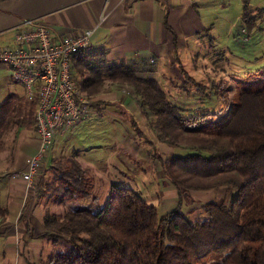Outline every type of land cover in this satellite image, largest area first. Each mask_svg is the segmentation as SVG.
Returning a JSON list of instances; mask_svg holds the SVG:
<instances>
[{
	"label": "trees",
	"instance_id": "obj_1",
	"mask_svg": "<svg viewBox=\"0 0 264 264\" xmlns=\"http://www.w3.org/2000/svg\"><path fill=\"white\" fill-rule=\"evenodd\" d=\"M243 11L252 31L248 5ZM97 55L82 50L72 60L90 112L103 109L94 96L105 81L129 84L156 116L162 141L183 149L162 159L169 182L179 193L225 187L227 197L204 204L207 219L191 222L180 208L159 215L133 188L111 183L106 205L95 208L94 178L75 156H59L36 185L37 199L65 205L43 214L38 237L55 248L37 264H264V70L241 81L229 114L215 121L214 111L184 114L188 109L170 100L157 79ZM37 104L36 96L17 94L0 103V144L10 128L36 129ZM7 215L0 203V219Z\"/></svg>",
	"mask_w": 264,
	"mask_h": 264
},
{
	"label": "rangeland",
	"instance_id": "obj_2",
	"mask_svg": "<svg viewBox=\"0 0 264 264\" xmlns=\"http://www.w3.org/2000/svg\"><path fill=\"white\" fill-rule=\"evenodd\" d=\"M245 4L248 5L253 19L248 24L254 27L252 31L245 28ZM203 10V15L207 16L208 21L211 19L214 26L208 24V29L201 35L188 40L186 48H182L179 53L174 51L173 61H166L164 76L157 80L170 100L188 109L184 114L214 111L217 113L213 118L219 121L229 114L236 94L243 89L241 81H248L249 74L264 70V0H213V3L204 6ZM158 64V61H154L150 65ZM180 68L191 79H187L180 72ZM2 77L0 75L1 79ZM195 83H199L200 90L203 91H200ZM1 87L7 88L4 81L0 83V95L4 92ZM10 89L14 88L11 86ZM102 90L116 94L106 99L99 97L98 101L103 107L101 111L104 112L98 115L99 112L96 111L100 110L93 108L95 110L89 112L79 124L76 123L78 125L74 124L54 133L51 146L36 176V185L40 180L48 178L49 173L45 168L50 160L62 155H72L80 160L86 174L94 178L92 196L95 198V208L106 205L109 186L111 183H117L133 188L148 204L156 207L159 215L180 208L191 222L206 220L208 213L204 204L226 198L225 187L182 190L179 193L163 175L162 159L169 152L183 149H174L162 141L156 116L141 103L137 95H134L136 93L129 84L107 80ZM4 95L8 94H3L0 99ZM94 99H97L96 96ZM111 114L114 116L111 117ZM116 120L120 122H115ZM116 128L120 129L124 144L115 140L118 131ZM19 129L13 127L7 130L0 144L2 205L8 203L9 192L14 188L15 178L11 176L10 170L15 167ZM33 130L35 128L24 129L23 132L31 134ZM140 131L142 135L139 134ZM34 198L35 196L33 200H28L27 207L31 206L32 201L35 202L37 198ZM86 201L91 202V198ZM36 202V215L40 220L46 211L58 213L65 208V205L54 204L45 198L37 199ZM19 227L25 229L23 224ZM36 238L34 241L40 243L41 254L27 243L24 256H20L16 248L12 247L16 236L0 234V264H23L25 259L37 264L40 258L45 259L55 246L48 240ZM19 243L25 246L26 240L21 239Z\"/></svg>",
	"mask_w": 264,
	"mask_h": 264
},
{
	"label": "crops",
	"instance_id": "obj_3",
	"mask_svg": "<svg viewBox=\"0 0 264 264\" xmlns=\"http://www.w3.org/2000/svg\"><path fill=\"white\" fill-rule=\"evenodd\" d=\"M212 3L213 0H0V48L14 45L15 31L26 20L47 25L54 36L92 29L90 44L85 51L94 58L103 51L107 62L123 63L140 74L159 79L164 76L166 61H173L174 51L179 53L187 47L189 39L201 35L210 24L214 26L211 19L208 21L203 15L204 6ZM154 61L159 64L150 65ZM0 75L3 76L0 83L4 81L7 86L6 89L1 87L4 92L0 96L17 94L32 98L26 94L25 86L14 78L11 68L0 65ZM113 94L106 91L96 98L106 99ZM8 95H4L0 103ZM96 112L100 115L104 111ZM23 130L17 132L19 143L11 173L24 169L39 145L36 129L31 134ZM116 131L115 140L124 144L120 129L116 128ZM13 181L14 188L10 190L6 204L8 215L4 220L0 219V234L16 236L12 247L20 256H24L27 243L41 254L40 243L34 241L43 231V221L36 215L37 199L31 206H26L30 198L33 200L35 188L27 187L18 178ZM22 224L25 229L19 227ZM21 239L26 240L25 246L19 243ZM27 263L29 260L25 259L23 264Z\"/></svg>",
	"mask_w": 264,
	"mask_h": 264
},
{
	"label": "built area",
	"instance_id": "obj_4",
	"mask_svg": "<svg viewBox=\"0 0 264 264\" xmlns=\"http://www.w3.org/2000/svg\"><path fill=\"white\" fill-rule=\"evenodd\" d=\"M92 29L54 36L42 23L23 22L14 34V45L0 48V65L11 68L14 78L36 96V133L39 145L24 169L13 178L35 188V179L55 132L85 118L91 108L73 78L72 60L90 44Z\"/></svg>",
	"mask_w": 264,
	"mask_h": 264
}]
</instances>
